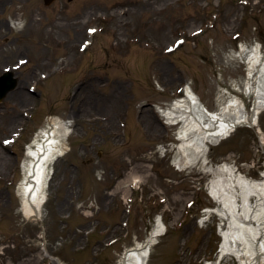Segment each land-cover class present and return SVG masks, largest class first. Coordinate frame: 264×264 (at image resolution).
<instances>
[{
    "label": "rangeland",
    "instance_id": "rangeland-1",
    "mask_svg": "<svg viewBox=\"0 0 264 264\" xmlns=\"http://www.w3.org/2000/svg\"><path fill=\"white\" fill-rule=\"evenodd\" d=\"M263 39L264 0H0V76L19 79L0 102V264H54L44 250L62 264H117L158 218L166 229L148 264L215 260L219 220L199 223L216 206L203 165L261 178L264 112L205 156L189 150L179 170L182 124L161 111L187 87L211 112L237 98L251 111L240 53L263 55ZM51 117L69 133L47 168L41 218L29 220L26 148Z\"/></svg>",
    "mask_w": 264,
    "mask_h": 264
},
{
    "label": "bare ground",
    "instance_id": "bare-ground-1",
    "mask_svg": "<svg viewBox=\"0 0 264 264\" xmlns=\"http://www.w3.org/2000/svg\"><path fill=\"white\" fill-rule=\"evenodd\" d=\"M260 53L259 46L253 50L243 48L240 53L249 72L245 93L248 98L252 96L255 98L251 111H247L245 98H237L230 105L221 108L218 113L211 112L203 106L191 87L186 88L184 99L177 100L170 109L161 111L167 119V124H182L178 132L181 145L177 149L179 157L176 161L179 170L189 165L187 158L189 150H194L198 156L203 157L211 146L220 144L237 129L258 125L259 115L264 112V57L261 59ZM255 71H257V78L253 80V86L250 78ZM68 128L67 122L51 117L37 131L34 141L27 147L23 163L26 176L20 187V195L22 210L29 220L41 218L48 177L47 166L54 156L64 152L65 147L62 141L68 137ZM207 165L205 161L204 169L214 177L209 190L211 196L219 203L218 207L208 208L207 212L219 214L228 219L231 225L233 219L235 224L227 231H222L225 239L222 243L221 255L217 262L208 264H222L225 254L239 257L241 264H264V209L262 207L264 180L260 179L248 184L247 180L236 176L233 167L229 164L218 167H207ZM235 187L246 188L239 194L245 199V203L251 196L257 197L255 205L248 207V203L241 209L237 207L236 193L233 189ZM238 210L242 212L237 213ZM165 229V223L158 218L147 240L120 255L117 264H148L151 250L158 243ZM42 256L49 257L54 264H60V260L47 251H44Z\"/></svg>",
    "mask_w": 264,
    "mask_h": 264
},
{
    "label": "water",
    "instance_id": "water-1",
    "mask_svg": "<svg viewBox=\"0 0 264 264\" xmlns=\"http://www.w3.org/2000/svg\"><path fill=\"white\" fill-rule=\"evenodd\" d=\"M51 1H47L50 4ZM17 86V80L13 78L12 73H6L0 77V102Z\"/></svg>",
    "mask_w": 264,
    "mask_h": 264
}]
</instances>
